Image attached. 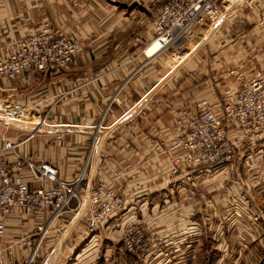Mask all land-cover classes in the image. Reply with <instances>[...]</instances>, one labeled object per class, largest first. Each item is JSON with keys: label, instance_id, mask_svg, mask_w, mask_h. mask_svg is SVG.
Returning a JSON list of instances; mask_svg holds the SVG:
<instances>
[{"label": "crops", "instance_id": "1", "mask_svg": "<svg viewBox=\"0 0 264 264\" xmlns=\"http://www.w3.org/2000/svg\"><path fill=\"white\" fill-rule=\"evenodd\" d=\"M159 1L164 0H83L80 7H73L68 0H0V58L7 55L8 43L39 29L43 18L59 33L74 34L82 44L77 60L62 72L32 71L15 81L0 78V99L21 102L34 116L46 115L48 123L29 137L28 127L0 120V147L5 142L16 144L17 153L50 161L61 177H68L85 163L92 136L103 135V141L90 152V168L103 176L119 168L128 171L127 185L121 191L131 197L127 218L143 220L158 238L149 256L135 262L126 257L122 264H180L187 257L184 255L202 257L203 248L198 243L205 234L202 209L215 208L214 221L221 223L218 213L231 201L226 199L229 194L233 199L243 196L242 205L249 210L264 205V135L249 139L233 131V160L228 170L203 175L193 184L183 185L167 173V180H161L170 163L155 157L152 150L157 139L168 141L175 136L178 112L195 107L189 93L195 86L198 99L213 105L227 83V68L241 65L247 75L264 72V31L258 24L264 19V0L248 2L246 9H234L238 32L232 34L231 24L226 23L207 38L211 41L201 56L203 64L209 61L205 71L211 76L204 81L197 80L202 72L192 75L186 60L165 74L171 70L166 67L170 57L146 63L141 55L136 57L152 37L150 22ZM142 64L145 66L136 72ZM192 80L196 85L190 88ZM123 113L127 118L117 120ZM13 157L7 152L10 162ZM227 178L231 184L225 186ZM209 193H214L212 200ZM198 202L203 206L195 208ZM33 223L30 218L11 217L7 238L30 231ZM63 224L58 222L49 233L42 255L59 252V246L51 247L52 236ZM100 234L99 239L120 241L118 219H107ZM99 239H80L84 246L76 256L82 252L90 256ZM223 249L219 243L217 250ZM91 256L72 264H92ZM187 259V264H198Z\"/></svg>", "mask_w": 264, "mask_h": 264}, {"label": "built area", "instance_id": "2", "mask_svg": "<svg viewBox=\"0 0 264 264\" xmlns=\"http://www.w3.org/2000/svg\"><path fill=\"white\" fill-rule=\"evenodd\" d=\"M68 1L73 7L83 2ZM225 1L164 0L155 7L150 22L152 37L136 57L141 55L146 63L179 55L178 62H183L199 46L200 41L194 42L196 37L214 34L224 23L234 4L226 7ZM258 24L264 31L263 18ZM5 50L7 55L0 58V78L15 81L32 71L66 70L81 54L82 44L77 36L59 33L43 18L39 29L8 43ZM225 75L227 83L220 89L216 104L181 109L174 119L175 136L153 142L154 156L170 163L161 180H167V173L183 185L193 184L209 169L232 162L233 131L249 139L264 135V72L247 75L241 65H236L227 68ZM125 114L117 120L127 118ZM46 118L34 116L21 102L0 100V120L6 125L28 127L29 137L41 125H48ZM102 141L103 135L92 136L85 163L68 177H61L50 161L17 153L16 144L5 142L0 147V264H36L49 233L66 220L67 225L61 228L71 226L77 238L99 239L106 220L118 219L128 251L141 258L150 255L157 243L156 233L143 220L127 218L131 197L121 191L127 185L128 171L119 168L103 176L90 168V152ZM7 152L13 153V162L6 158ZM14 216L33 219L34 223L30 231L7 238L8 220Z\"/></svg>", "mask_w": 264, "mask_h": 264}, {"label": "rangeland", "instance_id": "3", "mask_svg": "<svg viewBox=\"0 0 264 264\" xmlns=\"http://www.w3.org/2000/svg\"><path fill=\"white\" fill-rule=\"evenodd\" d=\"M161 2L162 1L157 2L156 5ZM248 2H254V0L236 1L234 2L235 4L229 7L227 12L232 15L236 7L246 9L248 7ZM236 19H239L236 14L226 18L219 29L224 27L226 23H229L231 24V27L229 28H231V32H233L232 34L238 32L240 30V26L236 23ZM211 34L212 33L208 36ZM208 36L206 34V36H203V39H200V36L196 37L194 42L200 41L199 46L191 52L189 56L190 58H185V60L190 63V67L193 72L192 75L196 76L197 73L195 72H202V75H199L201 78H197L198 81H204L209 79L211 76L210 72L206 73L205 71V67L210 65L209 61L204 63V66V58L201 56L204 48L208 47L210 44L211 40L207 39ZM212 39H214V37H212ZM192 46L193 45L190 47ZM204 51L206 52V50ZM166 67L171 68V70L169 72L167 71L168 73L165 72V74H170L177 68V64L169 61L166 63ZM194 85H196V82L192 80L189 87L192 88ZM195 87L191 89V92H189L190 97L192 98L191 101L194 102V106L196 108H200L209 105L208 103L205 104L198 99L199 96H196V94H198L199 91L196 90ZM201 99L203 98L201 97ZM227 168L228 166L211 168L204 173V175L212 174L216 171H221L222 169ZM224 184L227 186V184H231V182L227 178L224 179ZM209 195H211L209 199L212 200L214 193H209ZM232 197L233 196L231 194L226 197V199H231V201H229L228 204L223 207V210L218 213L221 214V216H219L221 223L214 221V219H216L215 208L209 206L208 208H210V210L202 209L205 215L204 218H206V224H203L204 228L202 229L205 234L203 239H201L198 243L201 249L203 248V253L202 257L196 255L194 258L190 255H184L192 258L193 260H191V262L196 260L198 264H264V205H256L249 210L242 205L244 204V200H242L243 196H237V198L234 199ZM198 204L199 202L195 204V208L203 206L202 202H200L199 207ZM67 218L69 219V215ZM64 225H67V220L64 222ZM76 236L77 233L72 230L71 226L55 230L52 236L54 241L52 242L51 247L54 246L55 248L56 246H59V252L53 255H50V251L45 252L44 255L41 254L36 264L46 262L51 264H72L77 263L78 259H83L81 261L85 262L91 255L92 264H99L101 262H105L107 264H122V262H125L126 257L130 262H135L134 260L136 259H142L138 255L128 251L126 245L122 242V239L120 241L117 239L108 241L104 240V238L99 239V241H101L99 245L90 250L94 254L90 253V256H88L87 252H82L83 254H81L78 258L76 254L81 251L84 243L79 242L81 241L80 237L77 238ZM56 238H58L59 241ZM74 242V247H71ZM219 243L223 245V251L217 250V245ZM57 249L58 248L55 250L57 251ZM124 250L128 252L126 253ZM179 257L180 256L178 255L176 259ZM187 257H185L180 264L189 263L190 260L187 259Z\"/></svg>", "mask_w": 264, "mask_h": 264}, {"label": "bare ground", "instance_id": "4", "mask_svg": "<svg viewBox=\"0 0 264 264\" xmlns=\"http://www.w3.org/2000/svg\"><path fill=\"white\" fill-rule=\"evenodd\" d=\"M236 1H239V0H235L234 2H236ZM234 2H230V0H226L225 1V6L226 7H229L232 3H234ZM235 4V3H234ZM233 5V4H232ZM231 5V6H232ZM181 56H176V55H173L172 57H170L171 58V60L173 61V62H175L176 64H180L179 62H178V60H179V58H180ZM97 238V237H96Z\"/></svg>", "mask_w": 264, "mask_h": 264}]
</instances>
